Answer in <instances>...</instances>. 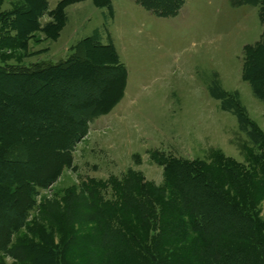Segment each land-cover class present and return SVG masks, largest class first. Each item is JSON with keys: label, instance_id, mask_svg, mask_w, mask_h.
<instances>
[{"label": "rangeland", "instance_id": "1", "mask_svg": "<svg viewBox=\"0 0 264 264\" xmlns=\"http://www.w3.org/2000/svg\"><path fill=\"white\" fill-rule=\"evenodd\" d=\"M46 1L51 10L59 0ZM183 1L175 16L159 17L134 0H112L114 17L108 30L128 73L126 89L108 114L91 117L84 111L69 110L74 118L85 121L84 134L70 147L72 164L54 182L36 189V205L25 220L49 229L53 243L62 247L65 264H131L126 237L132 233L136 241L147 229L140 226L141 215L130 207L132 197L143 200L142 193L133 189L135 182L146 184L148 192L162 190L161 198L168 196L174 182L166 183L164 167L170 160L204 162L216 173L215 155L247 167L258 153L238 129L236 117L221 110L220 101L212 98L209 90L220 89L237 100L264 136V103L241 79L243 49L264 32L260 6L253 4L254 0L238 7L231 0ZM18 5L17 0H3L1 10L8 12ZM106 10L94 17L90 13L91 20L78 40L103 22ZM75 14V6L68 8L67 28L57 41L45 40L40 32L27 41L26 50L14 39L6 41L0 49V66L28 68L69 57L67 34L75 25ZM46 20L47 15L42 16L41 25ZM40 38L44 39L41 43ZM64 87L69 102L97 95L81 84ZM32 153L33 162L39 159L40 171L49 170L56 162L51 145L44 142ZM255 180L264 182L260 170ZM90 182L107 186L84 189ZM112 183H118L115 189ZM258 198L251 200L252 213L264 223V198ZM103 202L111 208L107 219L102 218ZM184 219L188 232L183 242L166 247L186 246L196 255L192 263L212 264L201 256V248L202 240L215 237L213 231L202 234L189 218ZM129 226L134 228L128 232ZM25 234V227L14 233L9 247L0 252L2 264H28L11 252ZM224 237L225 233L219 234Z\"/></svg>", "mask_w": 264, "mask_h": 264}, {"label": "trees", "instance_id": "2", "mask_svg": "<svg viewBox=\"0 0 264 264\" xmlns=\"http://www.w3.org/2000/svg\"><path fill=\"white\" fill-rule=\"evenodd\" d=\"M2 1L0 49L6 41L14 39L20 49L26 50L27 41L38 32L46 40L55 41L65 25L66 8L85 0H59L48 11L49 21L43 25L40 18L47 10L46 0H17L20 5L8 12L1 10ZM92 1L111 12L110 0ZM134 1L159 17L175 16L184 3L183 0ZM254 1L253 4L260 6L264 24V0ZM249 3L252 2L231 0L234 7ZM71 52L64 60L45 61L28 68L0 66V252L9 247L14 233L25 227L27 234L18 239L11 252L14 258L28 264H65L62 247L53 243L49 229L34 220L29 223L25 220L36 205V189L54 182L72 164L70 147L84 134L85 121L74 118L69 110L84 111L91 117L108 114L122 98L125 88L126 69L112 44L102 45L91 36L76 43ZM241 79L264 103V32L254 44L243 49ZM71 84H81L97 95L81 102H69L64 86ZM209 93L220 101L221 110L236 117L238 129L258 153L247 167L215 155L219 168L216 173L204 162L170 160L164 172L166 183L174 182V186L162 198V190L148 192L146 184L135 182L133 189L142 193L143 200L132 197L130 207L141 215L140 226L147 229L136 241L132 233L126 237L131 264H194L196 255L188 247H166L168 243L183 242L182 237L188 232L185 217L198 232L213 231L214 238L202 240L201 256L209 263L264 264V223L252 213L254 201H251L253 196L264 198V182L255 180L258 170L264 174V136L249 121L237 100L213 87ZM43 142L51 145L56 162L49 170L45 167L40 171L39 159L33 162L32 151ZM116 185H112L113 189ZM83 186L88 190L104 189L107 185L90 182ZM101 210L102 218H109L108 202L101 204ZM131 227L134 228L129 226L126 230L129 232ZM221 233H225L224 238H219ZM119 242L123 243L121 238ZM132 247H139L138 251L133 253Z\"/></svg>", "mask_w": 264, "mask_h": 264}, {"label": "crops", "instance_id": "3", "mask_svg": "<svg viewBox=\"0 0 264 264\" xmlns=\"http://www.w3.org/2000/svg\"><path fill=\"white\" fill-rule=\"evenodd\" d=\"M110 3H111V12H109L108 8H106V7H99V6L95 5L92 0H85L83 2L75 3V4H72V5L68 6L66 8V10H65V13H66L65 25H64L63 29L61 30L59 37L55 41L60 39L61 33L63 32V30H65L67 28V23H68L67 10H68V8H70L72 6H75V10H76L75 17L77 18V20L75 21V25H73V28L70 31H68V34H67L68 41H67L66 45L69 46V47L67 48V50L70 49L71 47H73L80 40H82V39H84L86 37H91L92 36V37L98 38L99 43L102 44V45H106V44H109V43L112 44L113 47L115 48L117 54H118L119 60L121 61L120 55H119V53H118V51H117V49H116V47H115V45L113 43L112 35L109 32V30H108V26H109L108 23H110V21L114 17V7H113V4H112V0H110ZM142 8H144V7H142ZM101 9H107L106 10L107 11V17L104 16L103 22L99 26L93 28L88 36H85L84 38H81L80 40H78L79 39L78 37H80L78 35H81L80 31L86 29L85 28L86 25L91 20L90 17L97 16L98 14L104 15V12L100 11ZM145 10H147V9H145ZM48 11H50V10H48V3H47V10L42 16H44V15L46 16ZM90 13H93V15L91 16ZM89 15H90V17H89ZM48 21H49V18H48V20L45 21V23L48 22ZM88 30H90V29H88ZM82 35H84V34H82ZM44 39L40 38V42L39 43H41ZM72 42H74L75 44H73ZM66 45L64 44L65 47H66ZM127 79H128V73H127V70H126L125 89H126V86H127Z\"/></svg>", "mask_w": 264, "mask_h": 264}]
</instances>
